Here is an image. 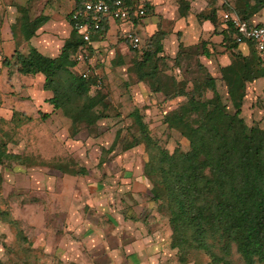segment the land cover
Instances as JSON below:
<instances>
[{
  "label": "trees",
  "instance_id": "obj_1",
  "mask_svg": "<svg viewBox=\"0 0 264 264\" xmlns=\"http://www.w3.org/2000/svg\"><path fill=\"white\" fill-rule=\"evenodd\" d=\"M206 1L213 5L211 0ZM123 2L136 6V0ZM81 5V0H74V10ZM252 5L262 7L264 0H224L220 7L244 20ZM142 8L141 17L148 15L149 5L144 2ZM21 19L17 22L19 33L27 25V17ZM69 24V35L56 56L47 57L28 47L25 52L15 49L9 59L1 57V61L19 74L42 76L41 90L49 94L45 101L69 120L73 135L79 127L88 131L95 128L96 122L105 117L107 106L105 91L95 86L96 76L85 79L72 71L76 64L73 55L83 42L70 18ZM222 35L228 50L244 41L230 25ZM29 36L27 33L23 39ZM163 36L164 32L156 30L136 48L128 46L132 60L126 70L134 82L146 84L160 101L182 97L176 106L162 110L160 122L183 138L187 147L182 150L177 145L170 151L161 147L149 134L138 110H133L128 115L138 134L124 143L122 150L142 144L146 158L141 174L151 185L149 200L166 217L169 246L176 250L179 263L202 254L207 257L205 264H229L233 246L242 264H264V126L243 119L244 83L248 80L240 79L242 90L237 103L232 112L227 111L215 79L198 60V55L207 56V52L178 51L167 58L162 53ZM181 62L192 69L194 76L176 79L168 73L170 66L179 70ZM263 76L264 72L260 74ZM92 86L96 89L91 90ZM14 116L12 113L11 119ZM0 166L8 170L15 166L48 167L65 175H85V169L76 168L71 158L45 160L39 155L6 151L4 144H0ZM0 220L17 225L5 210H0ZM16 233L23 238L18 229Z\"/></svg>",
  "mask_w": 264,
  "mask_h": 264
},
{
  "label": "crops",
  "instance_id": "obj_2",
  "mask_svg": "<svg viewBox=\"0 0 264 264\" xmlns=\"http://www.w3.org/2000/svg\"><path fill=\"white\" fill-rule=\"evenodd\" d=\"M144 2L150 8L149 14L145 17L136 16L131 12L124 21H102L99 29L91 32L84 53L88 51L95 53L106 38H111V35H107V30L112 26L115 28V34L122 39V44L127 47L128 44L122 37L123 32L130 30L138 35L141 41L142 35L145 33L150 35L157 30L159 24L165 32L162 40L164 53L174 57L178 51L197 54L204 49L208 55H198V60L215 79V83L222 82L224 77L228 76L223 68L231 62V59L247 71L246 76L239 71L240 79L242 77L248 79L252 75L257 76V81L264 79V76L260 77V74L264 72V55H258L249 41H240L230 50L224 48L222 32L228 25L221 22L222 12L219 11L220 8H217V3L210 5L206 0H136V5H142ZM73 10L74 0H0V90L4 87L5 89L2 88V90L9 93L6 95L8 97H1L0 113L9 119L12 118V113H15V116H22L26 120L30 117H41L42 113L48 114L41 118L45 123L53 124V127L46 126L37 130L39 140L36 149L29 150L45 160L74 156V137H70L72 135L70 122L59 110L52 109L51 105L45 101L49 94L41 90V75L32 76L37 80L35 87L32 83L33 79L24 82L16 81L19 79L16 75L17 71L12 65L3 64L1 57L9 59L15 49L25 52L28 47L34 48L47 57L56 56L69 35L71 29L69 16ZM24 17H27V25L19 33L17 22ZM244 20L253 25H264V6L252 5L247 10V17ZM164 23L166 26H163ZM27 33H30V36L25 40L23 37ZM167 42L170 44L168 50H166ZM82 64L83 62L76 63L72 71L79 74L77 70ZM86 68L84 67V70ZM32 88L35 89L32 90ZM31 92L33 95H30ZM33 109L36 114L33 113ZM6 113H8L7 116ZM22 145V142L18 143L11 152L23 151ZM138 150V147H132L122 153V157L133 156L131 159L116 155L108 162L111 167L109 178L116 182L113 189H116L117 197L116 202L112 203L113 209L108 207L109 200L105 195V186L85 184L78 193L73 184L81 177L61 174L55 170L48 171L45 168L24 169L21 167L22 175L30 174L40 184L35 188L40 186L41 188L35 190L42 196L40 199L44 201L43 206L47 204L46 202L50 205L48 191L51 189L54 192V185L59 186V191L51 194V213L59 214L62 218L60 223L64 219L67 224L62 225L61 235H54L58 239L61 238L58 245L56 242L53 244L60 260L73 262L76 261L74 257L77 253L86 255L91 249L107 247V251L101 254L107 255L105 257L108 262L130 261L142 264L157 261L162 231L167 228L160 227L159 222H162L160 218L165 219V217L156 211L153 203L151 201L150 203L147 198L150 188L148 180L141 174V169L139 171L133 169L135 164L133 153ZM106 163L105 161L97 162L101 166H105ZM119 167L125 170L120 173ZM15 169L11 170L15 171ZM11 170L8 171L12 173ZM33 171L37 172V175L32 176ZM29 189L32 188L29 187ZM105 203L108 209L103 205ZM86 205L97 208L96 220L101 221L105 217L102 216L105 211L108 219L116 225L113 228H102L98 224L95 225L98 221H95L94 225L88 224L80 210ZM103 206H105L103 210H98ZM74 216H78L81 221L77 226L72 224ZM90 228H94V232L87 235ZM73 233L79 237L80 241L74 242L70 239L66 247L61 248L65 236L71 237Z\"/></svg>",
  "mask_w": 264,
  "mask_h": 264
},
{
  "label": "rangeland",
  "instance_id": "obj_3",
  "mask_svg": "<svg viewBox=\"0 0 264 264\" xmlns=\"http://www.w3.org/2000/svg\"><path fill=\"white\" fill-rule=\"evenodd\" d=\"M211 1L218 4L217 8H220V12H227L220 7L224 0ZM163 26H166V23H164ZM157 30L164 32L159 24L157 25ZM107 35H111V38H106L95 53L89 51L87 53H81L83 64L77 70L81 72L84 70V67H87L88 70L95 72L100 78V83L96 87L105 91L106 97L104 101L107 106L104 110L105 117L99 119L96 122V127L90 129V131L86 130L84 127H79L76 134L70 135V137H74L73 144L75 147L73 146V150L75 153L73 157L69 156L66 158H71L76 168L85 169L84 176L87 178H82V176L78 178L73 184L75 190L79 193L85 184L105 186V195L109 200L108 207L113 209L112 203L116 202L117 197L116 189H113L114 186H116V182L114 179L109 178L111 167L108 162L116 155H121V158L124 157L125 159H131L133 157H122V153L125 151L122 150V145L130 142L132 137L138 134L131 116L128 115L130 112L138 110V113L147 124L149 134L161 147L170 151L173 147L178 145L182 150H185L187 143L175 131L168 130L160 122L162 110L167 109V107L172 108L176 106L182 101V97H176L165 102L160 101V98H155V95L149 92L146 84L134 82L126 70L132 60V51L128 46L125 47L122 44V39L115 34V28L113 26L107 30ZM148 36L149 35L145 33L142 35V40ZM169 45L170 44L167 42L166 50L169 49ZM162 53L167 58H172L168 53H164L163 50ZM190 63H192V61ZM90 64H92V66ZM168 64L170 65L169 61ZM180 65L181 67L179 70L174 66H170L168 73L175 76L176 79L194 76L192 69L185 68V63L181 62ZM224 67L223 69L227 72L228 76L224 77L222 82L217 81L216 88L220 93L227 111L232 112L237 103V95L239 91L242 90V87L239 88L241 84L239 74L243 72L244 76H246L247 71H244L243 67L240 68L239 64L237 65L232 59L231 62ZM7 74H9V72H7ZM16 75L19 78L16 81L20 80L24 82L33 79V86L37 82L36 77L19 73H16ZM37 76L40 77L39 75ZM252 77L253 75L251 78ZM247 80L248 81L244 83L245 96L242 104L243 119L246 120L248 124L250 120H253V122L256 121L259 125L264 126V90H262V82L264 79L257 81L256 79L253 80L248 78ZM96 87L92 86L91 90H95ZM2 88L3 90L5 89L4 87ZM34 89L35 88H32V90ZM1 90L0 100L1 97L6 98L8 97L6 95L9 94ZM24 92H26V90H24ZM30 95H33V92H31ZM1 102L4 104L3 100ZM33 113L36 114L34 109ZM7 114L8 113H6V116ZM46 126L53 127V124L45 123L44 119L41 117H30L26 120L22 116L18 117L17 115L13 117V119H9L5 117L3 113H0V144H4V149L6 151H12L18 143L22 142L24 148L23 151L20 150L21 152L38 155L32 152L36 149V144L39 140L37 130ZM133 147L139 148L138 151L133 153V155H135L133 159L135 161L133 169L139 171L142 169V164L144 163L146 155L143 151L142 144H137ZM99 161H105L107 163L105 166H101L97 164ZM14 168H16L15 171L11 170L12 173H10L4 167L0 166V210H5L10 217L17 221V225L14 227L0 220V262L2 264H136L130 261L108 262V259H106L107 257H105L107 255L101 254L107 251V247H97L90 251L87 250L88 252L86 255L77 253L74 257V260H76L73 261L74 263L68 262L67 260H60L57 249L54 248L53 244L56 242L58 245L61 238L58 239V237H54V235L59 236L62 234V225L66 224V222L63 219V222L60 223L62 218L59 214L51 213V194H54V192L57 193L59 191V186L58 184L54 185V192L48 189L50 191H48V193H50L48 195L50 205L49 202L45 201L47 204L43 206L42 202L44 201L40 199L42 196L38 195L39 191L37 192L35 190L41 188V186L35 188L36 185L40 184H38L30 174L22 175L21 166H15ZM43 168L44 167H40V169ZM45 170L51 171L52 169L47 167ZM123 170L125 169L119 167L120 173ZM36 173L37 172L33 171L31 175H37ZM149 186H151L150 183ZM29 187L32 189H29ZM78 197L79 195L77 198ZM147 198L149 199L148 193ZM102 202L104 203V201ZM149 202L147 204H149ZM103 205L106 207L103 206L98 210H103L104 207L107 208L106 203ZM96 209L97 208L94 209L88 205L80 209L82 211V216L85 217V220L90 225H94L93 223L98 221L96 220ZM106 215L107 213L104 211L102 216L105 217L101 219V221H98L100 224L97 222L95 225L98 224L102 228H113L116 223L110 221ZM163 217H165V215H163ZM165 219L160 218V221H162L161 223L158 220L160 227L167 229L162 231V239L161 242L159 241L161 247L157 261L155 263L145 262L142 264H181L177 260L176 250L169 246L170 233ZM80 223L79 217L74 216L72 224L77 226ZM17 229L21 236H23L22 239L16 233ZM93 232L94 228H90V232H88L87 235L93 234ZM76 236L77 235L74 233L71 234V237L68 235L65 236L61 248H65L66 243L70 239L74 242L80 241L79 237ZM228 258L230 260L229 264H242L233 246ZM194 260L192 257H189L185 264H205L207 262V257L200 254L197 255V258Z\"/></svg>",
  "mask_w": 264,
  "mask_h": 264
},
{
  "label": "built area",
  "instance_id": "obj_4",
  "mask_svg": "<svg viewBox=\"0 0 264 264\" xmlns=\"http://www.w3.org/2000/svg\"><path fill=\"white\" fill-rule=\"evenodd\" d=\"M80 9L70 13V20L83 42V45L74 53L73 59L76 63H82V54L86 43L89 41L91 32L99 29L103 20L124 21L128 18L129 12L136 16L143 14L142 5H125L123 0H81ZM221 22L230 25L246 41H249L258 55H264V25H253L240 19L235 14L221 13ZM123 39L131 49L138 46L140 38L134 32L128 30L123 32ZM82 78L93 74L96 76L95 86L100 83L96 73L88 70L79 72Z\"/></svg>",
  "mask_w": 264,
  "mask_h": 264
}]
</instances>
